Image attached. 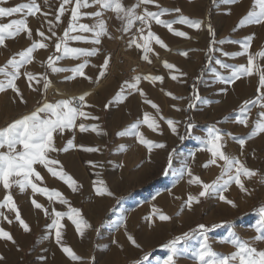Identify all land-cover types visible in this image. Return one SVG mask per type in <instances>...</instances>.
<instances>
[{
	"label": "snow or ice",
	"instance_id": "1",
	"mask_svg": "<svg viewBox=\"0 0 264 264\" xmlns=\"http://www.w3.org/2000/svg\"><path fill=\"white\" fill-rule=\"evenodd\" d=\"M8 0H0V20L3 18H12L16 14H23L25 18L10 19L9 22H0V47H7L6 41L15 39L21 33H26L27 38L31 41L30 46L21 51L16 52L7 62L0 67V93H5L11 90L14 93L13 101L19 100L21 104H27V101L17 85V81L23 76L26 79L27 87L42 94V100L35 110L30 113H25L19 118L0 127V186L6 190L2 201H0V220L7 221L12 224L13 220L9 219L8 215L3 211L7 209L15 214V220L19 223L25 233L31 231L29 224L21 217L20 210L11 193L13 186H16L20 192H25L31 189L33 198L31 203L35 209L41 210L45 217L50 219V223L46 225L45 238H53L55 243L61 248L62 252L67 254L73 261H81L83 258L70 247L63 243V228L62 221L67 218L74 225L78 234L83 237L85 228H92V225L83 217L82 211L78 208L71 207L69 201L57 189H49L41 186L43 176L37 170V165L42 166L53 177L58 178L71 188L73 193L79 190L80 185L70 174L63 170V166L58 159L51 156L52 153L67 152L70 149L80 148L83 151L94 153L100 152L97 147H85L74 143L75 136L67 141L64 148H57L55 137L62 136L68 130H76L80 133L94 132L100 134L97 124H86L83 121L95 120L99 117L93 116L86 108H91L93 105L87 103L86 97L89 93H84L78 97L62 98L54 102L47 100V92L52 87V80L48 72L34 74L30 71H23L26 65H29L34 60V53L39 49H48L50 46L54 49L53 54L47 57L46 68L50 69V73H72L65 76L66 81H71L76 77H85V69L89 66L90 57H96L101 53V46L105 38L110 40L123 39L124 34H130L126 46L129 49L135 48L138 50L143 61L151 63L150 54L154 53L153 43L161 48L169 50V46L164 42L159 35L152 31V25H160L166 28L170 33L180 38H190L188 33L182 30L174 29L173 25H186L189 28L201 30L205 26V22L201 19H192L183 14L179 7L169 8L159 3V0H135L128 6L123 0H60L59 7L56 9L54 17H49V12L41 11V5L37 0H29L27 3H21L17 6H4ZM227 4H238L240 0H225ZM44 5H48V0H44ZM154 7L156 10H150ZM93 8V11H84L85 9ZM114 14L115 19L120 26L116 28V32L121 33L119 37L114 35L110 29L108 21L105 19L106 13ZM37 13L45 18L47 23V31L37 30L38 39H33L32 29L28 26L27 17L35 16ZM66 13H70L67 26L63 28L62 35H58L56 28L61 26L62 17ZM165 16H172V19H164ZM84 19L91 20L92 23L81 22ZM138 24V27H137ZM245 26H262L264 27V0H252L251 9L239 20L233 31H238ZM207 31L210 34L209 47L206 49L208 63H212L213 55L217 52L222 53L224 57L233 59L246 56V64H229L221 59H215V64L219 65L220 69L229 70L228 75H223L221 72L214 71V78L218 83L224 85L220 91L227 94L229 88L227 85H232L241 78L251 77L254 74L258 75L257 94L254 99L243 101L239 112L236 113L234 119L240 125L249 126V113L253 108H259L257 116L253 122L252 130L247 138L237 137L232 133H224L216 124L207 126L203 135H195L193 137V129L195 124L189 117L186 121H180L173 118H165L160 115L159 120L164 121L173 135H176L179 140L183 141L188 137L196 139L201 148L199 150L210 153L211 158L208 160L205 167L216 165L221 169L220 175L211 183L204 182L199 176L193 174L188 160L184 161L181 166L178 177L183 179L188 177L189 184H197L202 187V190L196 194L187 196L186 206L191 208L193 204H198L200 198L217 195L220 201L227 203L232 207H237L236 203L228 199L224 194L233 184L238 186L239 190L246 195H251V190L246 187L245 181H251L253 178L260 175L258 170H253L246 166V163L238 157L230 155L224 151L226 144L225 136H230L233 141L237 142L243 151L246 140L256 137L258 134H264V51L253 53L251 51L252 42L256 36L255 33L249 34L240 40L224 39L217 40L215 32L212 30L211 24L206 25ZM135 29V31H133ZM90 34V35H88ZM72 42L77 44H90L92 47L72 46ZM226 42L238 44L240 51L228 52L224 51L222 45ZM191 51L197 49H189L179 52L185 58L189 57ZM158 55V53H156ZM71 58L79 61L75 66L65 67L58 66V62ZM112 56L106 54L102 64L99 65V77H104L110 66ZM92 67H97L92 65ZM164 67L170 71V78L173 81L184 83L182 77H187V73L179 69L175 64L164 61ZM91 81V77H86ZM201 77H197L199 80ZM165 77L163 75H136L130 81H125L114 98L105 105L119 104L125 101L128 96L133 93H139L144 97V103L160 113L159 105L147 98V93L140 87L142 81H148L152 84L156 82L163 83ZM173 100L182 101L187 99L189 103L185 109H181L177 105H172L177 112L192 110L197 106L198 102L210 103L205 100L200 94L196 84L192 85V94L188 97L176 96L172 92H167ZM231 117L225 116L222 121L217 123H227ZM78 121H80L78 123ZM146 125L153 132L162 134L160 123L156 117H152L150 113L145 112L142 120L131 124L128 128L118 131V137H137L141 145L146 146L149 152L152 149H166L167 145L162 142H156L145 137L140 130L141 125ZM183 126L185 132L180 134L179 128ZM106 134V133H105ZM127 146L121 144L119 151H126ZM176 149L173 148L167 157V168L173 167V160L176 154ZM190 157H194L195 153H190ZM93 169L103 167L101 162L87 161ZM59 166V167H57ZM99 177V173H93ZM167 174V171L165 172ZM264 179V176H262ZM39 181L40 183H38ZM94 193L97 197H111L112 191L102 179L93 181ZM36 194L43 195L50 204L59 203L61 205H69L68 211L57 210L54 206L49 211L39 203L34 197ZM160 221H169L170 216L162 211L154 210ZM259 219L255 226L257 233L252 239H244L235 231H229L228 237L222 243H228L234 247V251L230 254L220 253L214 250L209 241V233L214 229L221 227V224H212L210 227L204 223L197 225L189 231L183 232L180 235L174 236L166 244L164 248L169 250V255L163 264H176V261L183 257H191L193 264H264V249L258 248L256 245L264 243V205L258 209ZM151 219V218H149ZM118 226L126 227L125 220L121 218ZM0 240L10 242L13 245L17 244L14 236L2 226H0ZM128 240L137 248L140 245L136 240L129 235ZM193 241L195 243H193ZM19 250V249H18ZM6 258L0 254V261ZM42 259H46L43 258ZM148 256L145 255L142 260H137L134 264H146Z\"/></svg>",
	"mask_w": 264,
	"mask_h": 264
},
{
	"label": "rangeland",
	"instance_id": "2",
	"mask_svg": "<svg viewBox=\"0 0 264 264\" xmlns=\"http://www.w3.org/2000/svg\"><path fill=\"white\" fill-rule=\"evenodd\" d=\"M37 2L40 3L42 12H49L48 18L51 19L54 17L55 11L59 7L60 0H48L47 6L44 5V0H37ZM123 2L126 5L130 6L135 2V0H123ZM159 3L169 8L179 7L182 9L183 14L188 16L189 18L203 20L205 22V26H202L201 30H196L189 28L186 25H173L174 29L185 31L190 37L180 38L170 33L163 26L153 24L152 31H154L161 37V39L164 40V42L169 46L170 51L163 49L159 45L153 43L154 53L150 54L151 63L143 61L141 53L135 48H127L126 41L130 34H124L123 39L110 40L105 38L103 40L101 48L109 47L115 51H124L125 55H123V59L125 60V63L120 64L117 60L114 59L112 68L110 69L109 66L104 77H99V65L102 64L104 59V56L101 54L96 57L88 58L90 60V64L85 69V77H76L71 81H66L64 77L72 75V73H50V69L46 68V64L47 57L54 52V49L51 46L46 50H37L34 53L33 62L29 65H26L25 69H22V72L26 70L33 72L34 74H40L44 72H48L50 74L52 87L47 92V100L49 102H54L62 98L78 97L79 95H82L84 93H89V95L86 97V100L87 103L93 105V107L86 108L85 110L90 112L93 116L99 117V120H86L83 122L86 124H97L99 126L98 131L100 132L101 136L99 145L96 143H87L86 136L88 132L84 134L80 133L78 129H76L72 131L66 130L62 136L57 135L55 137L57 148H64L67 144V141L71 139L73 135L75 136V144L83 145L85 147H97L100 149V151L104 148L108 156L110 155L111 149L113 147L119 148L121 144L126 145V151H122V153H125L124 161L129 164L130 167V172L126 177V180L130 182H143L141 185L131 188L123 193H118L115 189H113V187H111L109 182H107V186L114 194V200L97 222H93L90 219V216H88L87 204L84 199L81 200L80 198L81 192L78 190L77 192L73 193L71 191V188L63 182V185L65 184L64 189L60 190V192L64 195L65 198L68 199L69 205L71 207L80 209L82 211L83 217L92 225V228H89L93 232V235L91 234L89 237L88 243V247L90 248V255L89 257H84V261L88 262L87 264H134L135 261L142 260L145 255L148 256L146 264H151V262L154 263L155 261H165L170 253L168 249L163 247V245L166 244L174 236L180 235L183 232L196 228L197 225L201 223H204L209 227L214 223L222 225L221 227L214 229L209 233V241L215 251L225 254H230L235 250L234 247L230 244L222 243V241H225L227 239L229 231H235L242 238L249 240L257 234L255 232V226L259 219L257 209L261 205H264V179H262V176H264V134H258L256 137L250 140H246L243 151L241 150L239 144L233 141L230 136H225L226 144L223 150L226 151V153L238 158L244 157L248 154L249 158L247 166L253 169L254 166L259 165L258 172L260 173V175L257 181V186L253 188L250 196L241 192L238 186H236L235 184L231 185L228 191L224 193L228 197V199H231L236 203L237 207H232L227 203L220 201L218 196L215 194L211 195L212 203L207 206V197H202L201 202L203 206L199 208L200 210L197 214H191L189 210L184 214H172L171 219L165 224L166 226H159L155 231V233L166 231L168 232V235L150 247H143L139 251L138 255L129 257L133 249L137 248L133 244L116 245V237L118 236L117 232L119 228L117 226L119 207L124 205V203L131 198H135V200H137L141 199L142 197L151 198L152 195L155 198L159 197L161 190L163 191L162 187H165L169 182V176L172 175V173L174 174V172L178 170L179 166L182 165L183 161H181L182 159L180 154L184 153V156H186L187 158L190 157V153H196L201 148V145L198 142L191 141V137H188L183 141L179 140L176 135H173L171 133L167 124L164 121L159 120L160 115L164 116L165 118H173L182 122L188 120L190 117L192 122L195 124L193 132L198 127V125L209 126L216 124V126L220 127L224 133L230 132L237 137L247 138L252 130L253 122L259 111V108L257 107L253 108L249 113L248 127L235 122L234 117L236 113L239 112L240 106L243 104V101L254 99L257 94L258 75L256 74L251 76L253 78V82L248 97L240 100L241 97L239 95L240 93H242V91L245 90L246 87L236 85L234 83L232 85H227L229 91L227 92V94H222V99L216 101L215 103H207L205 106L210 111L213 110L214 107L221 106L228 98V96H232L233 100L238 101L235 106H233L225 113L217 114L215 117L210 118L205 122H200L194 118V111L196 110L197 106L200 105V102L197 103V106L194 109L188 111L182 110L181 114H178L177 111H175L172 107L173 104L170 101L171 98L166 95L167 92H172L174 95L177 94L178 96L188 97L192 94V85L195 83L197 88L199 89V94L202 96L200 86L204 82V80H207L208 82L211 81L212 83L216 81V79L214 78L213 70L219 71L223 75L229 74V70L220 69L219 65L215 64V59H221L229 64L239 65L240 62L246 64V56L229 60V57H224L220 52H217L213 55L212 63L209 64L206 49L209 47L210 34L207 31L206 25L208 23L211 24L212 30L215 32L217 40L224 39L226 41H229L242 39L243 37L250 34V28L253 26H245L235 32L233 31V29L237 26L239 20L243 17V15H245L247 11L251 9L252 0H240V3L238 4H227L225 3V0H159ZM93 10L95 9L89 8L85 9L84 11L90 12ZM150 10L156 9L154 7H150ZM232 13H235V16L237 17L232 23L233 25H231L230 28H227V24H222V26L225 25L226 27L225 31L220 34L219 31L221 30V25L219 24L218 17L227 15V18L229 19ZM16 15L18 16V19L25 18L23 14ZM69 18L70 13H66L64 17H62V25L56 28L58 35H62L63 28L67 26ZM163 18L172 19L174 17L165 16ZM26 19L28 22V26L32 29L33 39L39 38L37 36V30L47 31V23L41 13H37L35 16H29ZM105 19L108 21L110 31L114 35L119 37L121 33L116 32V28L119 27L120 24L115 19L114 14L111 12L106 13ZM81 22L92 23V21L88 19H84ZM133 31H135V29H133ZM254 40H257V35L255 36ZM254 40L253 53L264 51V37L258 41L259 43H254ZM8 42L10 44L11 52L3 55L4 58L1 60V64L2 61L5 62L8 60L9 55L10 59L13 53L15 54L16 52L23 50L31 44V41L27 38L26 33H21L15 39H9ZM227 43L228 42L220 47H222L224 51L230 52L226 45ZM72 46L92 47V45L90 44H77L75 42H72ZM189 49H197V51H191L188 58H185L179 54V52ZM156 53H158V55H156ZM227 60H229L230 62ZM164 61L175 64L179 69L187 73V77H185V88L183 89V93H180L178 91L177 81H173L170 78L171 74L178 73H170V71L164 67ZM77 63H79V61L68 58L58 62V66L72 67ZM94 63L97 67H92ZM1 64L0 67L5 63L2 65ZM132 65L134 67H138L137 73L135 75L122 73L123 70L128 69ZM142 68L145 69V73L142 71ZM149 74L163 75L165 77L163 83L156 82L155 84H152L148 81H142L140 84V87L144 90L145 93H147V98L151 99L153 102L159 105L160 113L158 114L155 109L151 108L150 105L144 103V97H142L139 93H133L132 95L128 96L127 99L128 101L132 99L131 101L133 102V105L137 112H134L132 114L130 113L131 115L129 114V118L127 119L128 121H113L114 118L117 117L118 110H120L123 103L127 102V99L119 104H112L109 105L108 108H105V105L108 103V101L114 98L115 94L119 91L121 85L125 81H130L131 78L136 75ZM198 76L201 77L199 80L197 79ZM86 77H91V81ZM0 78L3 77L0 76ZM110 81H117L118 88L113 91L110 90ZM17 85L18 87H20L27 101V104H21L19 100H16L14 102V93L11 90H8L5 93H0V97H8L5 103L0 104V127L5 126L7 123L19 118L25 113H30L38 106H40L38 102L42 100V94L30 90L27 87L26 79L23 76L17 81ZM184 102L185 103L182 104V109H185L187 107V104L189 103L187 99H185ZM145 112L150 113L152 117H156V119L160 123L162 134L153 132L143 124L141 125L140 130L144 133L146 138L156 142L165 143L167 145L166 149H152V151L149 152L146 146L141 145L138 142L137 137H118L116 135L118 131L128 128L131 124L137 122L138 120H142L143 114ZM225 116L231 117L229 122L217 123L218 121H222ZM79 122L80 121H78V123ZM179 132L182 135L185 132L182 125L179 128ZM123 139H126L125 141L127 143H124L125 141ZM173 148H175L177 151L173 160V167L171 169H168L167 157ZM69 152H73V158L69 156ZM82 152L83 150H80V148L70 149L67 152L61 151L57 153V159H68L70 162L73 159V161L76 162L79 167H81V170L89 173V167L86 161L82 160V154H80ZM205 152L206 151L203 152L201 150H199L198 152L202 153V155L206 154V156H203L204 167H195L192 172L194 175L199 176L204 182L211 183L220 175L219 173L221 172V170L216 174L218 176L214 175V177L210 178V175H208L206 171L208 167H211L213 165H209L208 167H206L207 169L205 168V165L207 164V162L205 161H208L211 158L210 153ZM257 161L259 162L258 164ZM38 166H36L38 168V171L43 170L42 166ZM166 171L167 174H165ZM73 178L76 180L74 176ZM245 183L246 187L249 188L250 185L248 186L247 182ZM81 187L83 189V186L80 185V190H82ZM190 189L192 191L191 194L196 195V191L202 190V187L197 184H190ZM12 190V195L14 196V200L20 210L21 217L29 224L31 231L25 233L27 238L26 241L20 240L18 237L19 234L23 232V229L15 220V214L13 212H9L7 209H4L3 211H5L9 219L13 220V223L8 224L7 221L0 220V226L9 231L17 241V255L12 260V264H32L33 253L35 254L38 249L39 252L41 249H43V251H47L49 250L50 244H55L54 237L45 238L47 232L46 225L50 223V219L45 217L44 213L41 210H34L35 212H33L32 217H26L23 214V210L21 209V207L23 206L22 199L18 198L17 200L15 197L22 193L16 186H13L10 191L12 192ZM29 191H31V189L26 190V192ZM14 193H16V195ZM4 195H0V201H2ZM29 195L31 196L29 197ZM27 196L29 197L28 200H30L31 202V199L33 198L32 192H30ZM34 198L42 205L49 208V201L44 196H42V198ZM69 205L59 204V208L57 210L68 211ZM196 205L197 204H193L192 207ZM244 205H246V207L243 208L242 206ZM154 210H159L165 213L166 205L155 203ZM49 211H51V208H49ZM154 214L155 213H153V215ZM154 216L158 215L155 214ZM188 219L189 223L186 224V221ZM62 223L64 224V228L62 230L63 242L67 245L73 246L75 241L77 240L78 232L76 231L71 221L67 218H65ZM133 224L135 226H138L139 221L137 219H134ZM42 235H44V238L42 239V241H40V237ZM137 243L139 244L140 241H138ZM193 243L195 242L193 241ZM256 246L258 248L264 249V243H259ZM39 252L37 253V255L40 254ZM0 254L3 255L2 250L0 251ZM68 258V256H63L65 264L72 263ZM176 264H193V260L191 259V257L186 256L178 259L176 261Z\"/></svg>",
	"mask_w": 264,
	"mask_h": 264
},
{
	"label": "bare ground",
	"instance_id": "3",
	"mask_svg": "<svg viewBox=\"0 0 264 264\" xmlns=\"http://www.w3.org/2000/svg\"><path fill=\"white\" fill-rule=\"evenodd\" d=\"M27 2H29V0H8V3L5 4L4 6H17L21 3H27ZM227 15H228V13H227ZM227 15H222V17H218L219 24L221 25L220 26L221 30L219 31L220 34L225 31V27H226L225 25L222 26V24H227L228 25L227 28H230L231 25H233L232 23L235 21V18H237L235 16V13H232L230 15L229 19L227 18ZM10 19H18V16L14 15L12 18H3L2 20H0V22L7 23V22H9ZM249 33L250 34L255 33L257 35V40L256 41L254 40V43H259L258 41L264 37V27H262V26H255L254 27L253 26L250 28ZM6 44H7L6 48L0 47V62L4 58L3 55L11 52V48H10V44H9L8 40L6 41ZM226 45H227V47L231 53L236 52V51H240L238 44H233V43L228 42ZM107 48L111 49L109 47H107ZM253 50H254V47H253V42H252L251 51L253 52ZM115 52H116V56L114 59L117 60L118 63H120V58L123 59V55H125V52L122 51L123 54L120 50H117ZM9 57H10V55L8 56V59H9ZM240 57H243V56H240ZM232 59L233 58L229 57V60H232ZM229 60H227V61H229ZM6 62L7 61H5V62L2 61V64L6 63ZM124 63H125V60L123 59L122 64H124ZM239 64H243V63L240 62ZM94 65H96V64L94 63ZM142 71L144 72L145 69L142 68ZM181 79H183L185 81V77H182ZM207 82H208L207 80H204V82L200 86L202 97L211 103H215L216 101L222 99L223 93L220 91V89L222 87H224V85H221L217 81H215L213 83L211 81L208 83ZM252 82H253L252 77H245V78H241L239 81H237L235 83L236 85L246 87L245 90L242 91V93H240V95H239L241 97L240 100L249 96L250 91H251L250 88H251ZM177 83H178V91L180 93H183V89L185 88V82L184 83L177 82ZM209 83H211V84H209ZM110 85H111L110 90H112V91L115 90L116 88H118L117 87L118 86L117 81H110ZM175 95L178 96L177 94H175ZM7 98L8 97H6V96L0 97V104L5 103V101H7ZM131 100L132 99H130L128 101V99H127V102L123 103L122 107L117 112L118 113L117 117L114 118L113 121H115V122H117V121H128L127 119L129 118V114L137 112V110L135 109L133 102ZM170 101L172 102L173 105L175 104V105L179 106L181 109L183 108L182 104L185 103L184 100L178 101V100L170 99ZM237 103H238V101L233 100L232 96H228V98L225 100V102L221 106L214 107L213 110L209 111V109L205 106L207 103L200 102V105H198L196 110L194 111V118L200 122L208 121L210 118L215 117L217 114L225 113L226 111L231 109L233 106H235ZM177 113L181 114V111H179ZM0 116H1V114H0ZM206 128H207V126H202V125L199 126L198 125V127L193 132V137L195 135H203L205 133ZM193 137H191V141L192 142H198ZM123 140L125 141L126 139H123ZM86 141H87V143L95 144L96 142L100 141V134L89 131L87 133V136H86ZM124 143H127V142L125 141ZM198 152H199V150H198ZM198 152L195 153L194 157H187V158H186V156H184V153L180 154L181 159H182L181 161H183L182 165L184 164L185 160H188L189 165H190L192 170L195 167H202L203 168L204 167L203 156H206V154L202 155V153H198ZM246 153H248V152H246ZM80 154H82V158H83L82 160L83 161L85 160L86 162L87 161L101 162L103 167H97V168L93 169L91 166H89L87 164L89 167V173H87V172H84V170H81V167H79V165L76 162H74L73 159L71 162L68 159H63V160L58 159V160L61 162V164L63 166V170H66V172L68 174H70L72 177L74 176L76 178V180L78 181V184L81 183L80 185L83 186V189L81 187L82 190H80V187H79V191L81 192L80 198H81V200L84 199V201L87 204V214H88V216H90V219L93 222H97L102 217L103 213L107 210V208L113 203L114 194L111 197H103V198L97 197L95 195L94 189H93V181L94 180L102 179L106 182V184H107V182H109L111 187H113V189H115L118 193H123V192H125L131 188L137 187V186L141 185L143 182L142 181H131L130 182V181L126 180L127 179L126 177H127L128 173L130 172V167H129V164H127L124 161L125 160V155H124L125 153L124 152L122 153V151H119L118 148H116V147H113L111 149V153L109 156H108V154L104 148L100 152L90 153V152L83 151ZM73 155H74L73 152L72 153L69 152V156H71V158H73ZM51 156L53 158L57 159V153H52ZM80 157H81V155H80ZM248 158H249L248 154L244 157H240V159L246 163V166L248 163ZM205 162H208V161H205ZM258 163L259 162L257 161V164ZM87 165H85V166H87ZM182 165L179 166L178 170H176L174 172V174L172 173V175L169 176L170 177L169 182L166 184L165 187H162L163 191L161 190L159 197L155 198L152 195L151 198L150 197H142L141 199H137V200H135V198H131L126 202L124 201L125 202L124 205L119 207V209H118V221L117 222L119 223L121 218H123L125 220L126 227L118 226V223H117V226L119 228H118V232H117L118 236L116 237V245L132 244L128 240L129 235H131L136 240V242L140 241V243H139L140 247L134 248L132 253H130L129 257H134V256L138 255L139 251L143 247H150L168 235V232H166V231H163L161 233H155V231L157 230V227H159V226L164 227V226H166L165 224L168 222V221L162 222L158 219V216H154L155 214L153 215V213H155L154 212L155 203H161V204L166 205V211L164 214H167L170 217L174 213L175 214H184L188 210L191 212V214H197L200 210L199 208L203 206L202 202H201L202 198H200V202L197 204L198 206L196 205L192 208H187V206H186L187 196L189 194H191L192 191L190 189V184L188 183V177L185 176L183 179H180L178 177V172H179ZM57 167H59V166H57ZM258 168H259V165H256L253 167V170H258ZM42 169L43 170H41V171L39 170L41 175L44 178L41 186L48 187L49 189H57L59 191L64 189L65 184L63 185L62 181H60L56 177H53L50 173L47 172V170L45 168L42 167ZM220 170L221 169L219 167H217L216 165H213L211 167H208L206 172L208 173V175H210V178H211V177H214V175H216ZM93 173H99V177H97ZM170 174H171V170H170ZM216 176H218V175H216ZM258 178H259V175H257V177L253 178L251 181H245V182H247L248 186L250 185L249 189L251 191H253V188L255 186H257ZM37 182L40 183L39 181H37ZM200 191L201 190L196 191V194H198ZM30 192L31 191H29V192L25 191V193L21 192L22 194L15 196L17 200H18V198L22 199L23 206L21 207V209L23 210V214L28 218L30 216L32 217L33 212L38 210V209H35L34 206L32 205V203L30 202V200H28L31 195H29V197L27 195ZM11 193H13V190ZM16 193H14V194L16 195ZM4 194H6V190H4L2 186H0V195H4ZM32 196H33V194H32ZM42 196L43 195H40V194L35 195L36 198H42ZM206 197H207L206 205L208 206L209 204L212 203V199H211V195L206 196ZM32 206H33V208H32ZM53 206L56 209H58L59 203H55L54 205L49 203V208H52ZM242 207L244 208V207H246V205H244ZM232 214H233V212H232ZM149 218H151V219H149ZM134 219H137L139 221L138 226H135L133 224ZM187 223H189V219L186 221V224ZM84 231H85V234L83 237H81L78 234L77 240L75 241L73 246L67 245L63 242L66 246H70L77 253V255H79L80 257L83 258L81 261H73L69 257L68 259H69V261L72 262L71 264H87L88 263V262L84 261V257L85 256L89 257V255H90V248L88 247V243H89V237L91 234L93 235V232L89 228H85ZM18 238L22 241L27 240L26 234L24 231L19 234ZM43 238H44V235H42L40 237V241H42ZM9 243L10 242H4L3 240H0V251L2 250L3 255L6 258L4 261H0V264H12V260L17 255L16 245L13 246V244H9ZM38 252H39V249L35 252V254L34 253L32 254V257H33L32 258V261H33L32 264H65V262L63 260V256H67V254L63 253L61 248L56 243L50 244L49 250H47V251H43V249H41L39 252L40 253L39 255H37ZM42 257L46 258V259H42ZM163 262L164 261H159V262L155 261L154 263L151 262V264H163Z\"/></svg>",
	"mask_w": 264,
	"mask_h": 264
},
{
	"label": "built area",
	"instance_id": "4",
	"mask_svg": "<svg viewBox=\"0 0 264 264\" xmlns=\"http://www.w3.org/2000/svg\"><path fill=\"white\" fill-rule=\"evenodd\" d=\"M110 53L111 56H112V59L110 61V69L112 68L113 66V62H114V58L116 56V52L112 49H108L107 47H102L101 48V55H103L105 57L106 54ZM120 63L122 64L123 63V59L120 58ZM137 66V65H136ZM137 70H138V67H134L133 65L126 69V70H123V74H128V75H135L137 73Z\"/></svg>",
	"mask_w": 264,
	"mask_h": 264
},
{
	"label": "crops",
	"instance_id": "5",
	"mask_svg": "<svg viewBox=\"0 0 264 264\" xmlns=\"http://www.w3.org/2000/svg\"><path fill=\"white\" fill-rule=\"evenodd\" d=\"M100 139H101V136H100ZM96 144H98V145H99V142H98V143L96 142Z\"/></svg>",
	"mask_w": 264,
	"mask_h": 264
}]
</instances>
